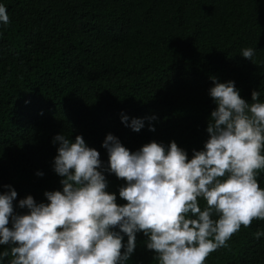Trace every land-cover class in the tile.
I'll return each instance as SVG.
<instances>
[{
    "label": "trees",
    "instance_id": "1",
    "mask_svg": "<svg viewBox=\"0 0 264 264\" xmlns=\"http://www.w3.org/2000/svg\"><path fill=\"white\" fill-rule=\"evenodd\" d=\"M0 4L10 20L0 23V193L10 191L4 186L17 192L15 214L27 212L19 201L29 195L47 203L45 192L62 191L54 171L58 134L72 142L82 135L99 152L106 190L123 205L119 189L126 182L106 170L108 134L131 152L174 141L191 159L209 138L217 107L209 93L213 78L233 81L248 102L257 91L264 102V0ZM244 48L255 50L253 62L242 56ZM133 118L144 122L138 132ZM258 182L264 188V171ZM257 231L264 232V220L242 226L205 264H264V236L255 238ZM146 239L136 234L126 264H157Z\"/></svg>",
    "mask_w": 264,
    "mask_h": 264
},
{
    "label": "clouds",
    "instance_id": "2",
    "mask_svg": "<svg viewBox=\"0 0 264 264\" xmlns=\"http://www.w3.org/2000/svg\"><path fill=\"white\" fill-rule=\"evenodd\" d=\"M9 22L0 4V23ZM254 55V49H242L251 62ZM213 84L209 93L217 107L206 129L209 138L191 159L174 141L167 147L153 141L131 152L114 135L106 136V170L126 182L119 189L123 205L106 190L99 152L82 135L74 142L56 135L54 171L62 177V191L45 192L47 203L31 195L21 199L19 207L27 212L19 215L13 205L17 192L4 186L10 191L0 193V246H6L0 264L9 256L8 264H126L138 232L147 237L157 264H205L242 226L264 220L258 182L264 171V102L257 91L251 102L243 99L233 81L213 78ZM130 126L138 132L144 122L133 118Z\"/></svg>",
    "mask_w": 264,
    "mask_h": 264
}]
</instances>
